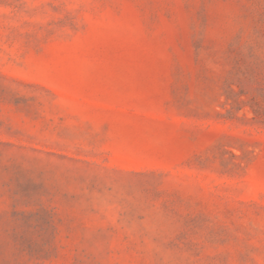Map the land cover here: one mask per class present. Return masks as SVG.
<instances>
[{
	"label": "rangeland",
	"instance_id": "1",
	"mask_svg": "<svg viewBox=\"0 0 264 264\" xmlns=\"http://www.w3.org/2000/svg\"><path fill=\"white\" fill-rule=\"evenodd\" d=\"M0 264H264V0H0Z\"/></svg>",
	"mask_w": 264,
	"mask_h": 264
}]
</instances>
